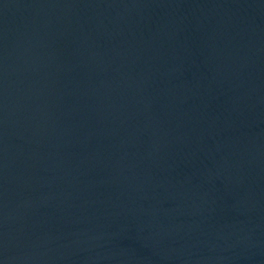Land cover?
<instances>
[{
	"label": "water",
	"instance_id": "95a60500",
	"mask_svg": "<svg viewBox=\"0 0 264 264\" xmlns=\"http://www.w3.org/2000/svg\"><path fill=\"white\" fill-rule=\"evenodd\" d=\"M0 264H264V0H0Z\"/></svg>",
	"mask_w": 264,
	"mask_h": 264
}]
</instances>
